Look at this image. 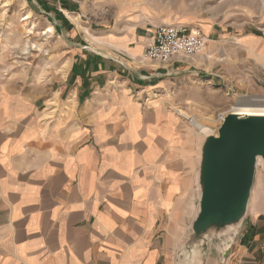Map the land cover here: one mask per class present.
<instances>
[{
  "label": "crops",
  "instance_id": "0c3cea01",
  "mask_svg": "<svg viewBox=\"0 0 264 264\" xmlns=\"http://www.w3.org/2000/svg\"><path fill=\"white\" fill-rule=\"evenodd\" d=\"M56 4L52 11L77 15L73 4ZM155 31L139 25L108 48L94 38L72 41L64 74L49 85L15 75L0 81V264H177L192 219L198 133H187L175 112L181 103L166 89L190 79L191 67L204 71L188 61L182 68L180 59L143 61ZM69 36L85 41L82 33ZM206 36L204 58L191 61L208 62L214 81L235 82L229 40L223 73L212 57L224 41ZM239 46L246 89L264 92V33L243 35ZM258 174L254 213L225 264H264ZM202 264H219L218 254Z\"/></svg>",
  "mask_w": 264,
  "mask_h": 264
},
{
  "label": "rangeland",
  "instance_id": "374dc122",
  "mask_svg": "<svg viewBox=\"0 0 264 264\" xmlns=\"http://www.w3.org/2000/svg\"><path fill=\"white\" fill-rule=\"evenodd\" d=\"M53 1L58 8L61 4H73L75 8L70 14L77 15H64L62 10H57V13L52 11L50 4ZM78 15L81 16L80 24H77ZM139 25L149 28L185 25L200 29L209 38L215 36L223 40V48H218V56L212 57L217 59L218 68L223 69V73L226 71L225 63L232 60L226 53L225 40L228 39L229 46L234 48L233 62L235 72L239 74L235 82L225 79L214 81L206 74L209 71L208 62L201 66L191 61L204 58L208 42L200 54L190 59H180L183 63L175 62L184 68L188 67V61V64L199 66L204 71L197 75L198 70L191 67L190 79L173 80L177 83H171L166 89L168 97L181 103L175 106L176 114L182 111L196 121L194 128L198 129V134H204L203 127L211 130L218 127V123L208 125L201 119L215 121L239 104L264 108L255 103L257 106H249L252 98L260 99L264 92L260 86L252 91L246 89L243 52L239 46L243 35L264 33V0H0V81L15 75L20 79L25 77L30 83L49 85L64 74L72 41L87 45L94 38L97 44H105L108 48L117 36L132 33ZM49 28L53 29L52 33L46 34ZM73 33H82L85 41L78 36L76 38L80 40L71 39L69 35ZM25 47H29L28 52H25ZM206 59L209 60L208 57ZM174 74L167 76L179 75L178 72ZM238 96L248 98L237 99ZM182 120L187 133H197L186 119ZM258 173L259 183L261 180L263 182V170L259 168ZM253 213L249 206L243 229L248 226Z\"/></svg>",
  "mask_w": 264,
  "mask_h": 264
},
{
  "label": "water",
  "instance_id": "95a60500",
  "mask_svg": "<svg viewBox=\"0 0 264 264\" xmlns=\"http://www.w3.org/2000/svg\"><path fill=\"white\" fill-rule=\"evenodd\" d=\"M191 212L177 264H202L211 251L225 261L243 231L257 170L264 172V115L228 113L198 134Z\"/></svg>",
  "mask_w": 264,
  "mask_h": 264
},
{
  "label": "built area",
  "instance_id": "2783aa9c",
  "mask_svg": "<svg viewBox=\"0 0 264 264\" xmlns=\"http://www.w3.org/2000/svg\"><path fill=\"white\" fill-rule=\"evenodd\" d=\"M208 37L198 28L185 25H162L156 28L154 39L144 50L142 60L168 65L178 59H190L206 47ZM225 115L219 116L218 126Z\"/></svg>",
  "mask_w": 264,
  "mask_h": 264
},
{
  "label": "bare ground",
  "instance_id": "6f19581e",
  "mask_svg": "<svg viewBox=\"0 0 264 264\" xmlns=\"http://www.w3.org/2000/svg\"><path fill=\"white\" fill-rule=\"evenodd\" d=\"M24 27H26V26H24ZM52 30H53L52 28H49V30L46 32V34H51L52 33ZM35 47L36 46H32V48H35ZM28 49H29V47H25V52H28ZM239 98L242 99V98H248V97L247 96H243V97L242 96H238L237 99H239ZM253 103L259 104L260 106H262V105L264 106V96H260V99L252 98L251 99V102L249 103V106L250 107L257 106V105H254ZM177 112L179 113L180 116H182V118H184V119H186L188 121V123L191 125V127L197 133L199 132L197 128H194V127H196L195 124H197L196 121L194 122V120L189 115H187L186 113H184L182 111H177ZM229 113H235V114H238V115H264V108H262V109H259V108H249V107L243 106V104H239L236 108H234ZM201 120H203L208 125L211 124V123H216L214 120H211V119H201ZM217 120H218V123H219V118ZM207 134H205V135H207Z\"/></svg>",
  "mask_w": 264,
  "mask_h": 264
}]
</instances>
